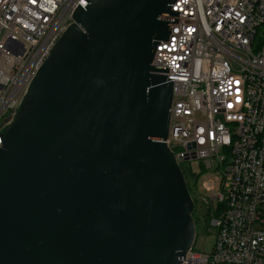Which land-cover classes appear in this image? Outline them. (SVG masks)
I'll list each match as a JSON object with an SVG mask.
<instances>
[{
    "label": "water",
    "instance_id": "obj_1",
    "mask_svg": "<svg viewBox=\"0 0 264 264\" xmlns=\"http://www.w3.org/2000/svg\"><path fill=\"white\" fill-rule=\"evenodd\" d=\"M175 0H81L0 125V264H179L194 202L166 141Z\"/></svg>",
    "mask_w": 264,
    "mask_h": 264
},
{
    "label": "built area",
    "instance_id": "obj_2",
    "mask_svg": "<svg viewBox=\"0 0 264 264\" xmlns=\"http://www.w3.org/2000/svg\"><path fill=\"white\" fill-rule=\"evenodd\" d=\"M80 1L0 0V125ZM171 11L179 17L165 18L177 25L152 61L172 82L164 143L186 184V163L195 160L220 178L199 198L212 248L192 246L179 264H264V0H175Z\"/></svg>",
    "mask_w": 264,
    "mask_h": 264
},
{
    "label": "rangeland",
    "instance_id": "obj_3",
    "mask_svg": "<svg viewBox=\"0 0 264 264\" xmlns=\"http://www.w3.org/2000/svg\"><path fill=\"white\" fill-rule=\"evenodd\" d=\"M187 171H185V175L187 176V183L191 184L193 179L196 180V185L199 190V192L206 196L210 197L212 193H206L204 192V184L206 182H213L216 186V190L219 188V181L220 178L217 175V173L210 172L205 169L204 163L199 160L192 161L190 163H186ZM190 191V190H189ZM190 195L193 196L192 190L190 192ZM194 201V200H193ZM195 207L192 214L193 220H196V218L199 219V221L196 224V237L194 241L193 248L194 250L200 252V253H208L210 252L212 245L214 243V237L210 234H207L204 230V222L206 217V207L201 201H194ZM195 218V219H194Z\"/></svg>",
    "mask_w": 264,
    "mask_h": 264
},
{
    "label": "flooded vegetation",
    "instance_id": "obj_4",
    "mask_svg": "<svg viewBox=\"0 0 264 264\" xmlns=\"http://www.w3.org/2000/svg\"><path fill=\"white\" fill-rule=\"evenodd\" d=\"M196 188H197V186H196ZM191 192V191H190ZM192 194H193V196H191V198L193 199V200H195L196 202H198V201H200V196H201V193L199 192V190H198V188L196 189V191H193L192 190Z\"/></svg>",
    "mask_w": 264,
    "mask_h": 264
},
{
    "label": "trees",
    "instance_id": "obj_5",
    "mask_svg": "<svg viewBox=\"0 0 264 264\" xmlns=\"http://www.w3.org/2000/svg\"><path fill=\"white\" fill-rule=\"evenodd\" d=\"M196 180L195 179H193V181H192V183H191V185L189 184V183H187V187H188V189L191 191V189H192V187H196ZM189 191V192H190ZM195 219V218H194ZM195 221V224H197V222L199 221L198 220V218H196V220H194Z\"/></svg>",
    "mask_w": 264,
    "mask_h": 264
}]
</instances>
